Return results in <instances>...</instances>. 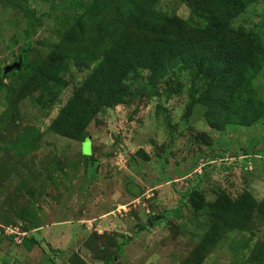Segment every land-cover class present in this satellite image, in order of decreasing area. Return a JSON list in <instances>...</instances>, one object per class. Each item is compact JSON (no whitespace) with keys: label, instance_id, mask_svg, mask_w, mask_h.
<instances>
[{"label":"rangeland","instance_id":"374dc122","mask_svg":"<svg viewBox=\"0 0 264 264\" xmlns=\"http://www.w3.org/2000/svg\"><path fill=\"white\" fill-rule=\"evenodd\" d=\"M0 77V264H264V0H0Z\"/></svg>","mask_w":264,"mask_h":264},{"label":"trees","instance_id":"16d2710c","mask_svg":"<svg viewBox=\"0 0 264 264\" xmlns=\"http://www.w3.org/2000/svg\"><path fill=\"white\" fill-rule=\"evenodd\" d=\"M148 11L152 15H155V10L152 9V7L151 8L149 7V10ZM165 19H166V17H165ZM168 19L170 20V18H168ZM147 22H149V21H147ZM155 23H157V22H155ZM155 23H152L150 21V23H148L149 24V27L148 28H145V29H147V31L149 29L152 31L153 30V26H154ZM160 23H159L160 24V30L165 31L166 34L169 35V36H176V34H178L179 33V30L181 29V27H176V26L173 27L172 24L169 25V23H165V21H161ZM142 25H146V23L144 22V23H142ZM176 28H178L179 30H177ZM0 80H1V77H0ZM34 243H35V239L32 238V237H23L22 238V245L26 249H28V250H30L33 247Z\"/></svg>","mask_w":264,"mask_h":264},{"label":"water","instance_id":"95a60500","mask_svg":"<svg viewBox=\"0 0 264 264\" xmlns=\"http://www.w3.org/2000/svg\"><path fill=\"white\" fill-rule=\"evenodd\" d=\"M148 223L150 224V221L148 220Z\"/></svg>","mask_w":264,"mask_h":264}]
</instances>
